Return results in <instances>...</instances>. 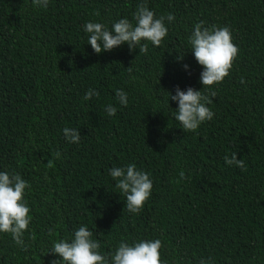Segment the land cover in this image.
Returning <instances> with one entry per match:
<instances>
[{
    "label": "trees",
    "instance_id": "trees-1",
    "mask_svg": "<svg viewBox=\"0 0 264 264\" xmlns=\"http://www.w3.org/2000/svg\"><path fill=\"white\" fill-rule=\"evenodd\" d=\"M140 2L49 0L44 9L0 0V172L31 186L27 250L0 233V264H50L53 242L70 241L81 225L105 255L122 241L160 239L163 264H264V0H147L157 17L175 16L159 47L93 53L83 26L135 23ZM201 21L230 27L240 51L223 82L203 90L216 92L213 119L185 132L167 93L203 88L188 43ZM90 88L100 95L86 101ZM65 127L78 129V144ZM234 152L245 169L225 164ZM129 164L153 181L139 214L109 175ZM180 171L186 179L175 183Z\"/></svg>",
    "mask_w": 264,
    "mask_h": 264
},
{
    "label": "clouds",
    "instance_id": "clouds-1",
    "mask_svg": "<svg viewBox=\"0 0 264 264\" xmlns=\"http://www.w3.org/2000/svg\"><path fill=\"white\" fill-rule=\"evenodd\" d=\"M31 3L35 7L46 9L49 0H31ZM96 15L98 16L99 13L97 12ZM133 20L135 23L126 18L120 19L110 28L103 23L87 22L83 26L88 34L87 44L97 55L110 52L125 44L130 52L139 49V53H147L149 43L154 47L162 44L168 34L165 22L171 23L175 20V16L169 13L157 17L149 9L147 0H141ZM188 43L196 62L203 68L199 77L203 88L198 91L189 87L181 91L177 87L175 95L167 94L168 100L171 99L178 105L175 110V121L179 122L185 132H196L201 124L211 121L214 116L208 105L213 103L212 97L216 92L209 91L205 94L203 90L223 82L230 74L240 49L233 42L230 27L217 25L209 27L205 26L203 21L194 26ZM177 59L182 60L183 56L179 55ZM184 69L187 70L188 66L184 65ZM127 70L129 73L132 72L131 67ZM240 83L244 84L245 81L241 79ZM99 95L97 90L90 88L86 91L84 100L98 98ZM115 96L121 106H127V94L122 89L116 90ZM116 111V107L112 105L105 106V112L109 116H114ZM62 131L67 142L72 144L80 142L81 135L77 128L65 127ZM53 155L59 159L61 153L56 151ZM224 161L228 166L246 168L245 161L238 160L236 152L230 157L226 155ZM48 167H52L51 160L48 161ZM109 175L116 181L115 187L125 196L127 211L131 214H139L152 194L153 181L150 174L138 170L135 164H129L126 167H112L109 169ZM184 179H186L185 173L180 171L179 179L175 183H180ZM30 187V184L18 173L0 172V233L10 234L15 244L22 250H27L23 236L31 222L30 208L24 198L25 190ZM49 231L51 234V230ZM162 247L160 239L134 241L131 244L122 241L114 253L105 255L100 251L99 241L93 239V232L81 225L74 231L70 241L62 239L53 242L47 255L58 257L50 264H163L160 255ZM199 264H212L211 258H201Z\"/></svg>",
    "mask_w": 264,
    "mask_h": 264
}]
</instances>
